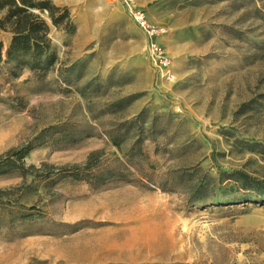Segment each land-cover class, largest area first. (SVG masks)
I'll use <instances>...</instances> for the list:
<instances>
[{
	"label": "rangeland",
	"instance_id": "obj_1",
	"mask_svg": "<svg viewBox=\"0 0 264 264\" xmlns=\"http://www.w3.org/2000/svg\"><path fill=\"white\" fill-rule=\"evenodd\" d=\"M52 1L77 29L51 24L45 78L0 62V155L49 128L27 165L56 172L103 148L128 176L1 172L0 264H264V195L238 187L264 186V0H133L162 63L124 0ZM138 116L131 164L108 131Z\"/></svg>",
	"mask_w": 264,
	"mask_h": 264
},
{
	"label": "trees",
	"instance_id": "obj_2",
	"mask_svg": "<svg viewBox=\"0 0 264 264\" xmlns=\"http://www.w3.org/2000/svg\"><path fill=\"white\" fill-rule=\"evenodd\" d=\"M51 24L67 33H74L77 24L68 6L58 5L52 0H0V62L5 61L10 66V74L19 76L28 68L39 78H45L59 62V55L50 36ZM3 32H10L11 39L6 48ZM140 116L126 120L108 131L111 143L124 152L128 163L134 164L135 152L145 155L142 142L138 137L125 152V143L129 139L130 130L141 125ZM49 128L23 144L11 148L0 155V173L19 170L24 176L32 174L35 178L48 179L59 175L62 178L86 181L93 187H98L111 180L126 179L128 168L126 163L121 166L105 163V149L92 150L81 164L62 165L56 172L54 164L44 162L41 167L27 165L26 158L32 150L47 140L43 135ZM91 132L86 133L90 135ZM80 137L74 134L63 135L62 139L77 141ZM141 142V143H140ZM43 171V172H41ZM243 174V173H241ZM243 182L238 186L250 189L255 198L264 195V186L254 184L243 174Z\"/></svg>",
	"mask_w": 264,
	"mask_h": 264
},
{
	"label": "built area",
	"instance_id": "obj_3",
	"mask_svg": "<svg viewBox=\"0 0 264 264\" xmlns=\"http://www.w3.org/2000/svg\"><path fill=\"white\" fill-rule=\"evenodd\" d=\"M124 1L132 8L136 19L139 21L141 26L144 27L149 33V36L151 38L149 48H150V54L152 58L155 61H160L161 63L164 62L163 59L165 57L163 55V50L154 38L155 34L158 33L157 28L148 22V20L145 17V14L143 13L141 9L133 7V0H124Z\"/></svg>",
	"mask_w": 264,
	"mask_h": 264
}]
</instances>
